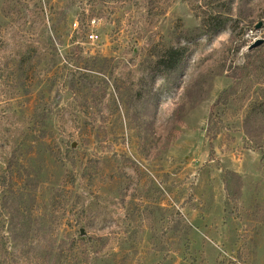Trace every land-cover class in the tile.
Instances as JSON below:
<instances>
[{
  "label": "rangeland",
  "instance_id": "1",
  "mask_svg": "<svg viewBox=\"0 0 264 264\" xmlns=\"http://www.w3.org/2000/svg\"><path fill=\"white\" fill-rule=\"evenodd\" d=\"M258 39L264 0H0V264H264Z\"/></svg>",
  "mask_w": 264,
  "mask_h": 264
},
{
  "label": "trees",
  "instance_id": "2",
  "mask_svg": "<svg viewBox=\"0 0 264 264\" xmlns=\"http://www.w3.org/2000/svg\"><path fill=\"white\" fill-rule=\"evenodd\" d=\"M231 11H232V4L228 8V12L231 13ZM217 13H218L217 17H216V15H211L212 16L211 18H213L215 20H217V19L219 20V19H221V16L224 15L219 11ZM226 25H227L226 22L222 21L220 24H217L215 26V31L219 32L221 29L225 28ZM183 53H184V49L175 48V47L169 48L168 50L162 51V53L159 54L157 61H156V64H157L158 68H161V69H165V68L166 69H175L180 64L181 55ZM256 53H258V55H261L260 53L264 54V41L260 45H258L257 47L251 49L249 54L247 55L248 62L246 65L250 69L252 68V65L254 62L252 56ZM213 117L214 116L210 117V124L212 125V128L214 127V129L210 132V135H211V137H216L222 131L223 128L219 126L220 124L219 125L217 124L218 122L215 119H213ZM220 121H221V119H220Z\"/></svg>",
  "mask_w": 264,
  "mask_h": 264
},
{
  "label": "built area",
  "instance_id": "3",
  "mask_svg": "<svg viewBox=\"0 0 264 264\" xmlns=\"http://www.w3.org/2000/svg\"><path fill=\"white\" fill-rule=\"evenodd\" d=\"M92 23L95 24L96 21L93 20ZM74 25L77 27V22L74 23ZM99 39H100V34L96 31H90L87 35V41L90 43H95V42L99 41Z\"/></svg>",
  "mask_w": 264,
  "mask_h": 264
},
{
  "label": "water",
  "instance_id": "4",
  "mask_svg": "<svg viewBox=\"0 0 264 264\" xmlns=\"http://www.w3.org/2000/svg\"><path fill=\"white\" fill-rule=\"evenodd\" d=\"M263 41H264V39H258V40H256V41H255V42L249 47V49L251 50V49L257 47V46L260 45ZM73 146H75V145H73ZM79 232H80V236H81L82 238L85 237V236L87 235V234H86V231H85L84 228H81Z\"/></svg>",
  "mask_w": 264,
  "mask_h": 264
},
{
  "label": "crops",
  "instance_id": "5",
  "mask_svg": "<svg viewBox=\"0 0 264 264\" xmlns=\"http://www.w3.org/2000/svg\"><path fill=\"white\" fill-rule=\"evenodd\" d=\"M198 222V221H197ZM197 224V223H196ZM203 227H205V228H207V223L206 224H202V223H200ZM187 230H189V227L188 226H186L185 227ZM209 228H211V227H209ZM208 229V228H207Z\"/></svg>",
  "mask_w": 264,
  "mask_h": 264
}]
</instances>
